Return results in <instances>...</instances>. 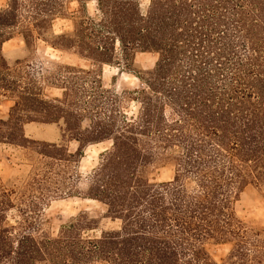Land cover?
<instances>
[{"label": "trees", "instance_id": "16d2710c", "mask_svg": "<svg viewBox=\"0 0 264 264\" xmlns=\"http://www.w3.org/2000/svg\"><path fill=\"white\" fill-rule=\"evenodd\" d=\"M71 1L0 8V101L12 102L0 143L36 146L51 171L110 143L85 196L121 226L92 237L95 223L81 215L56 238L38 239L25 230L41 201L59 197V181L35 176L17 225L8 221L15 192L0 185V264H264V235L236 214L245 190L264 185V0H148L146 10L141 0H75L95 1L99 16L75 17L72 31L55 35L50 17ZM17 36L23 50L41 40L98 67L119 56L132 67L137 54L156 62L133 70L141 89L118 93L104 88L98 69L7 63L3 46ZM47 84L60 96L47 97ZM131 102L138 112L128 117ZM33 123L60 125L63 143L29 140ZM156 163L174 166L170 181H151ZM209 243L232 245L222 263Z\"/></svg>", "mask_w": 264, "mask_h": 264}, {"label": "rangeland", "instance_id": "374dc122", "mask_svg": "<svg viewBox=\"0 0 264 264\" xmlns=\"http://www.w3.org/2000/svg\"><path fill=\"white\" fill-rule=\"evenodd\" d=\"M8 0H0V8L6 7ZM86 10H85V8ZM148 0H141V8L146 10ZM97 4L89 1L86 5L73 0L67 4L66 10L61 14L50 17L52 29L55 35L73 30V20L75 17H98ZM51 40L52 38L49 37ZM36 45L30 49H24V42L20 37H15L3 46L5 60L9 64L24 62L30 64L37 70L46 66V62L53 60L61 65H70L81 68H89L101 71L103 86L106 89H113L118 93L123 91H137L141 89L142 82L136 77L135 71L149 70L156 62L154 54H137L132 67H127L119 56V61L113 64H103L97 66L93 62L80 57L71 51H58L49 44L37 40ZM30 50V51H29ZM120 54V50H118ZM48 85V84H47ZM45 94L49 98L60 96L61 91L57 88L44 86ZM12 102L9 100L0 101V118L7 117V112ZM138 112V105L134 102L128 104L126 113L128 117H133ZM86 127L88 121H84ZM25 136L31 141H40L35 137H43L49 140H57L63 143V128L56 124L33 123L25 127ZM46 142V141H40ZM78 144L71 142L68 144L69 151L74 152ZM110 147V143H102L87 147L79 163L75 165L69 161L59 171L45 168V163L41 161L36 146L21 147L7 143H0V185L15 192L16 206L8 214V221L11 225H17L21 221L19 210L26 209L21 205V197L31 193L30 182L36 175L53 177L59 181L57 187L60 188L58 198H46L41 201V205L33 217V224L26 229L34 237L56 238L61 229L81 215L87 216L94 221L95 228L88 233L92 237H99L102 231L117 230L121 224L119 221L107 217V207L95 200L85 196L91 183V173L98 166L100 154ZM52 175H49V172ZM174 166L171 163H156L149 169L151 181L156 183L170 181L174 176ZM60 173L61 176H57ZM77 173V176H76ZM53 188V186L51 185ZM34 195H39V190L34 191ZM20 199V200H19ZM24 199V198H23ZM23 203V202H22ZM237 217L249 228L264 235V185L262 187L249 186L241 195L236 205ZM232 245L230 243L215 244L209 243L206 248L214 261L222 263L228 256Z\"/></svg>", "mask_w": 264, "mask_h": 264}, {"label": "crops", "instance_id": "0c3cea01", "mask_svg": "<svg viewBox=\"0 0 264 264\" xmlns=\"http://www.w3.org/2000/svg\"><path fill=\"white\" fill-rule=\"evenodd\" d=\"M34 139L40 140V141H46L47 143H60L59 142L60 140L59 141H57V140H49V139H46V138H43V137H35ZM70 143H68V144H70Z\"/></svg>", "mask_w": 264, "mask_h": 264}]
</instances>
